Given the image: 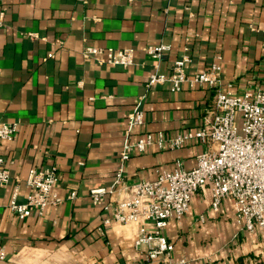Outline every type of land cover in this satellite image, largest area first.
Wrapping results in <instances>:
<instances>
[{"label":"crops","instance_id":"0c3cea01","mask_svg":"<svg viewBox=\"0 0 264 264\" xmlns=\"http://www.w3.org/2000/svg\"><path fill=\"white\" fill-rule=\"evenodd\" d=\"M161 43L171 47L161 59L146 53ZM88 47L133 48L134 63L111 65L103 53L86 57ZM186 47L188 73L220 61L223 89L264 88V0H0V122L18 124L12 140H0L11 177L0 188V264L144 261L135 240L140 224L152 223L104 224L107 213L90 191L113 183L137 102L145 124L134 129L132 143L146 132L197 130L212 118L217 89L149 86L154 71L170 74ZM215 149V142L196 140L175 150L133 151L125 178L129 185L155 180L177 160L191 169L199 153ZM50 166L58 169L53 191L60 203L20 220L9 207L15 189L25 202L30 171ZM212 199L211 187L201 188L187 214L164 230L174 244L172 260L264 264V228L246 230L232 198L217 209Z\"/></svg>","mask_w":264,"mask_h":264},{"label":"built area","instance_id":"2783aa9c","mask_svg":"<svg viewBox=\"0 0 264 264\" xmlns=\"http://www.w3.org/2000/svg\"><path fill=\"white\" fill-rule=\"evenodd\" d=\"M170 49L168 44L161 43L147 46L146 53L159 60ZM98 53H103V62L111 65L128 67L134 63L133 48L85 49L86 57ZM48 57H53V53ZM191 63L192 57L186 47L172 65L170 74L154 71L149 86L168 82L172 92L181 90L186 83L191 87L217 89L212 118L197 130L180 131L174 136H168L164 131L146 132L132 143L129 138L134 129L145 124V112L141 102H137L127 115L125 141L113 183L90 191L93 203L107 213L104 224L112 220L122 224L152 223L151 227L140 224L135 247L142 249L145 258L143 262L131 264H153L162 260L166 264L185 262L172 260L174 244L164 230L171 221L180 220L187 214L193 196L207 185L211 187L213 208L217 209L223 199L232 198L237 219L246 230L264 228V88L237 93L233 91V83H227V88L223 89L220 61L212 62L201 72L188 73ZM17 131L18 124L0 122V140H12ZM196 140L206 145L215 142L217 149L199 153L191 169L177 160L172 170L160 172L155 180L127 183L126 163L133 151L142 153L153 145L161 150H175ZM10 178L7 160L0 155V188L6 186ZM25 181L31 190L26 201L17 200L18 190L15 189L9 202L10 209L20 220L34 212L42 215L49 206L60 203L61 198L53 191L59 181L56 166L33 168ZM109 195H115L117 200H108ZM0 258H5V252H0Z\"/></svg>","mask_w":264,"mask_h":264}]
</instances>
